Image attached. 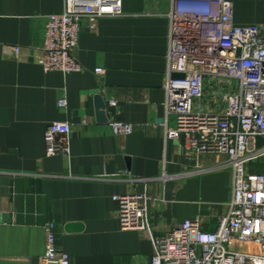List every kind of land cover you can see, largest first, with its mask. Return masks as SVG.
I'll return each instance as SVG.
<instances>
[{
	"label": "crops",
	"instance_id": "crops-1",
	"mask_svg": "<svg viewBox=\"0 0 264 264\" xmlns=\"http://www.w3.org/2000/svg\"><path fill=\"white\" fill-rule=\"evenodd\" d=\"M227 1L235 25L264 24V0ZM169 7L122 0L121 16L83 28L73 53L82 71L64 75L39 64L45 20L63 0H0V264H40L46 225L70 264H151L150 236L120 227L113 197L126 194L148 193L158 235L194 218L216 229L231 198V171L217 168L225 157H192L184 138L166 137ZM54 122L71 125L66 156L45 154ZM114 122L133 131L115 134Z\"/></svg>",
	"mask_w": 264,
	"mask_h": 264
},
{
	"label": "built area",
	"instance_id": "built-area-1",
	"mask_svg": "<svg viewBox=\"0 0 264 264\" xmlns=\"http://www.w3.org/2000/svg\"><path fill=\"white\" fill-rule=\"evenodd\" d=\"M122 14V0H63V11L45 20L43 71L80 73L73 53L83 28L93 30L99 19ZM166 17V137L184 138L192 157L224 156L217 168L231 171V198L214 231L194 218L158 235L147 192L115 196L120 227L150 236L151 264H264V173L250 170L264 157V24L235 25L227 0H170ZM175 74L183 79H173ZM57 107L64 109L66 101L59 99ZM111 129L133 131L115 122ZM71 134L67 122L50 124L43 136L46 156H66ZM44 232L40 264H70L57 246L55 227L46 225Z\"/></svg>",
	"mask_w": 264,
	"mask_h": 264
},
{
	"label": "water",
	"instance_id": "water-1",
	"mask_svg": "<svg viewBox=\"0 0 264 264\" xmlns=\"http://www.w3.org/2000/svg\"><path fill=\"white\" fill-rule=\"evenodd\" d=\"M173 79H183L182 75L175 74L172 76ZM95 108H96V119L99 123H106L107 118L105 115V104L101 98V96L96 95L95 98Z\"/></svg>",
	"mask_w": 264,
	"mask_h": 264
},
{
	"label": "rangeland",
	"instance_id": "rangeland-1",
	"mask_svg": "<svg viewBox=\"0 0 264 264\" xmlns=\"http://www.w3.org/2000/svg\"><path fill=\"white\" fill-rule=\"evenodd\" d=\"M251 171L257 173H264V157L251 166Z\"/></svg>",
	"mask_w": 264,
	"mask_h": 264
}]
</instances>
